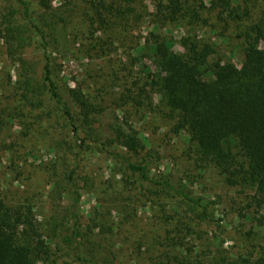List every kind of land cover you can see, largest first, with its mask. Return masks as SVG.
<instances>
[{
    "label": "trees",
    "instance_id": "1",
    "mask_svg": "<svg viewBox=\"0 0 264 264\" xmlns=\"http://www.w3.org/2000/svg\"><path fill=\"white\" fill-rule=\"evenodd\" d=\"M112 1L117 2L91 0L90 4L98 16L107 13L115 19L126 20L128 24L131 19L126 15L134 11L131 7L133 0ZM220 1L224 8L220 18L227 25H235V35L227 37L226 43L241 41L240 65L235 63L237 57L230 47L218 48L216 43L188 35L180 41L182 51H175L176 42L155 30L151 32L153 41L140 46L137 52L142 59L145 54L154 65L152 71L151 66L143 64V70L148 73V79H143L145 86H141L144 84L142 79H134L130 88L122 87L117 95L124 104L146 111L157 107L155 96L160 98L158 107L161 105V113L171 119V131L175 135L183 133L186 136L197 165L215 168L224 185L236 189L238 197L243 196L244 206L238 217L251 226L243 231L249 236L264 226V20L263 25L247 23L236 9H230L226 0ZM17 2L27 28L14 21V13L0 19V39L5 41L9 56L17 64L19 77L12 103L0 105V134L8 122L16 121L17 108L22 106L27 113L24 117L26 124H21L20 129L24 137L33 136L43 127L45 119L42 114L51 109H48L51 104L52 112L69 124L73 138L80 141L75 147L78 154L86 146L95 145L98 152L147 184L148 199L154 206L164 207L169 205L166 200L174 199L194 209L202 221L221 220L215 219L211 210L215 202L194 195L182 178L177 179L173 173H152L151 157L135 160L133 155L144 148L138 133L119 122L115 113L102 109L97 90L73 85L63 74L58 57L68 58L75 50L70 35L75 16L72 0H67L65 9L58 10L52 8L50 0H39L46 11L38 20H33L28 0ZM155 3L153 17L156 26L188 18L196 22L200 18L199 12L188 6V0H157ZM201 8L205 9V5ZM245 16H250V12H245ZM102 23L107 24V21L103 18ZM72 31L79 33L78 29L72 28ZM34 38L38 39L37 46ZM90 42V51L97 46L104 51L105 42L95 43L94 37ZM32 46L43 51L41 71L26 60V51ZM220 49L222 56L219 55ZM119 73L115 70L111 74L115 84L120 80ZM100 76L95 82L99 87L105 80L104 75ZM36 110L42 114L35 113ZM13 146L5 147L6 151L13 150ZM13 152L19 150L15 148ZM20 152L16 157L19 163L27 154ZM74 173L75 169L68 171L54 183V188L66 192L71 202L64 213L68 225H58L53 238L61 251L75 263L108 264L101 257L93 235L84 230L80 216L81 193ZM231 202V205L237 203L235 199ZM176 209L175 201L173 210ZM31 213L30 206L12 201L0 188V264H45L50 260L49 243ZM168 217L176 219L172 215ZM185 225L186 230L194 231L189 222ZM173 240L176 244L181 239ZM224 253L222 250L217 252L209 262L202 259L201 254L192 256L186 252L183 257L169 253L166 257L168 264H264V244L257 251L247 249L246 253L236 256Z\"/></svg>",
    "mask_w": 264,
    "mask_h": 264
},
{
    "label": "rangeland",
    "instance_id": "2",
    "mask_svg": "<svg viewBox=\"0 0 264 264\" xmlns=\"http://www.w3.org/2000/svg\"><path fill=\"white\" fill-rule=\"evenodd\" d=\"M155 1L133 0L131 7L134 11L126 15L131 19L127 24L126 20L115 19L107 13L98 16L90 4L91 0H72L75 16L70 25V35L75 50L68 58L58 57V63L73 85L97 90L102 109L115 113L119 122L138 133L144 148L133 155L135 160L151 157L152 173H173L177 179L182 178L194 195L215 202L211 210L214 218L221 220L202 221L194 209L174 199L166 200L169 205L164 207L154 206L148 199L147 184L98 152L95 145L86 146L78 154L75 147L80 141L73 138L69 124L52 112L54 108L51 104L48 105L51 109L44 110L43 114L40 110L35 112L44 116L43 127L33 136L24 137L20 125L26 124L24 117L27 112L18 106L16 121L8 122L0 134V188L12 201L31 207L32 217L52 252L45 264H78L61 251L53 238V231L58 225H68L64 213L71 202L66 192L54 188V183L73 169L81 193L80 216L84 230L93 235L101 257L108 264H168L167 253L183 257L185 252L187 255L192 253V256L201 254L202 259L209 262L221 250L226 252L224 255L236 256L246 253L247 249L257 251L264 244V226L256 229L253 235L243 232L251 228L238 217L243 196L238 197L236 189L226 187L215 168L197 165L186 136L183 133L175 135L171 131V119L163 116L161 105L158 107L159 97L154 98L158 108L154 106L148 111L138 110L118 99L117 94L122 87L130 88L134 79H146L148 73L143 70V64L151 66L153 71L151 60L145 54V59H142L137 52L140 46L153 41L151 32L155 30L176 42L175 51H182L180 41L188 35L216 43L218 48L230 47L237 57L235 63L240 65L241 41L228 39L229 43H226L227 37L235 35V25H227L220 18L224 9L220 0H200V3L188 0V6L199 12V20L195 22L188 18L158 26L153 17L156 13ZM226 1L230 9L240 13L242 20L263 25L264 0ZM28 2L33 20L41 19L46 9L39 0ZM50 5L53 9H65L68 2L50 0ZM201 5H205V9ZM248 11L250 16L246 17L245 12ZM10 13H14V21L27 28L17 0H0V19ZM103 18L107 24L102 23ZM72 28L78 29L79 33H72ZM92 37L95 43L105 42V52L99 46L90 51ZM37 44L38 39L34 38V45ZM35 46L26 51V60L41 71L43 51ZM80 48L82 51H77ZM148 51L149 47L146 53ZM220 52L221 49L219 55L222 56ZM115 70L120 71V80L116 84L111 76ZM17 73L18 66L9 56L5 41L0 39L1 106L12 103L16 95L19 86ZM100 75H104L105 80L101 79L104 85L99 87L95 82ZM143 83L141 86H145ZM10 144L14 145L13 150L17 148L19 152L27 153L22 162L16 161L19 152L6 151L5 147ZM233 199L237 201L235 205H231ZM175 201L177 209L173 210ZM169 215L176 219H170ZM185 222L190 223L193 232L184 228ZM177 237L181 240L174 244L173 239Z\"/></svg>",
    "mask_w": 264,
    "mask_h": 264
}]
</instances>
